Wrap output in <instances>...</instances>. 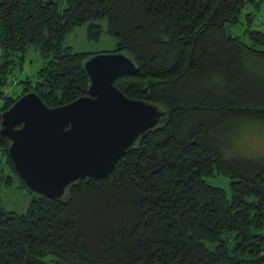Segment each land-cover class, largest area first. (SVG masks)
I'll return each instance as SVG.
<instances>
[{
    "label": "trees",
    "instance_id": "16d2710c",
    "mask_svg": "<svg viewBox=\"0 0 264 264\" xmlns=\"http://www.w3.org/2000/svg\"><path fill=\"white\" fill-rule=\"evenodd\" d=\"M80 25L134 62L114 86L166 116L60 199L25 186L0 138V189L29 193L21 213L0 198V264H264V157L231 153L240 124L264 125V0H0V113L86 94L90 54L64 44ZM30 46L40 64L14 79Z\"/></svg>",
    "mask_w": 264,
    "mask_h": 264
},
{
    "label": "water",
    "instance_id": "95a60500",
    "mask_svg": "<svg viewBox=\"0 0 264 264\" xmlns=\"http://www.w3.org/2000/svg\"><path fill=\"white\" fill-rule=\"evenodd\" d=\"M84 96L48 108L33 92L0 113V138L8 141L13 169L33 192L60 199L80 178H103L137 138L166 116L160 107L125 97L113 84L135 70L124 52L89 55Z\"/></svg>",
    "mask_w": 264,
    "mask_h": 264
},
{
    "label": "rangeland",
    "instance_id": "374dc122",
    "mask_svg": "<svg viewBox=\"0 0 264 264\" xmlns=\"http://www.w3.org/2000/svg\"><path fill=\"white\" fill-rule=\"evenodd\" d=\"M104 26V23L102 22ZM239 27L234 28V32L239 33ZM64 44L69 46L73 51H84L90 55L97 53L111 52L115 46V40L111 36L102 32L97 40L87 39L85 36V26L80 25L74 27L65 35ZM40 64V58L36 50L31 46L28 48L24 56L22 68L14 72V79L22 76L33 78V73ZM255 68L258 72L264 74V62H256ZM18 90L14 84V91ZM232 150L231 153L244 157L258 158L264 157V125L259 123H243L240 124L233 136L231 137ZM1 204L5 209L21 213L25 209L29 199V193L17 186L11 189H0Z\"/></svg>",
    "mask_w": 264,
    "mask_h": 264
},
{
    "label": "built area",
    "instance_id": "2783aa9c",
    "mask_svg": "<svg viewBox=\"0 0 264 264\" xmlns=\"http://www.w3.org/2000/svg\"><path fill=\"white\" fill-rule=\"evenodd\" d=\"M9 91V90H8Z\"/></svg>",
    "mask_w": 264,
    "mask_h": 264
}]
</instances>
